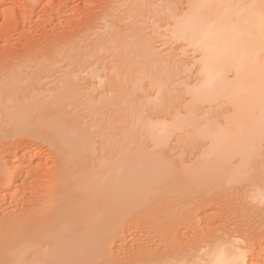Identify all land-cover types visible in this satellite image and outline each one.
<instances>
[{"label":"bare ground","instance_id":"6f19581e","mask_svg":"<svg viewBox=\"0 0 264 264\" xmlns=\"http://www.w3.org/2000/svg\"><path fill=\"white\" fill-rule=\"evenodd\" d=\"M155 1L157 0H135L132 5L126 2L131 6L130 8L129 5L123 4L127 6L128 13L123 10L125 7L121 6V0L120 6L117 3V7L115 5L113 8L115 13L111 14L120 18L119 21L112 17L103 29L91 25L92 36L90 37L89 33V38L82 39L83 41L71 40L60 46L61 41L57 36L58 38L50 42V45L47 44L45 49H29L22 53H17L16 50L0 58V64L12 63L14 67L11 74L0 72V131L5 138L31 135L37 139H45V142L48 140V143L58 150L59 161L53 168H46L42 163L34 166L35 155L30 156L20 149L8 153L10 157L6 159L5 166L13 171L4 178L1 175L5 167H0V181L5 183L4 187L3 184L0 185L5 188L3 192L0 190V264H257L261 258L263 252H256L253 245H250V248L247 246L245 227L240 225L231 228L226 226L227 224L215 227V223L219 222L209 219L211 215H208L207 206L212 200L220 203L223 201V195L233 190L245 204L264 212V0H187L188 9L184 14L181 12L183 15L178 14L179 6L176 1L177 6L175 7V3L174 7L172 6L176 8L175 12L172 11L171 5L169 7V4H166V10L171 8V17H175L176 12V17H180H175V22V19H172V25L170 23L173 29V32L170 31L172 35L169 34L171 39L179 44L181 41L187 46H192L199 55L196 62L201 65L197 68L201 71L198 72L199 75H202L201 81H198L200 84L198 83L197 87L193 83V90L190 89L188 81L183 80L181 83L185 92L180 86L181 83L176 85L180 81H176L182 80L181 77L178 79L179 74L182 75L189 65L184 64L186 67L182 66V71L183 63L177 66L179 63L175 64L177 59L174 58L178 56H173L172 52H167L168 56H165L167 60L172 57L176 66L173 67L172 58L170 64V60H165L169 64L167 65V62H164V54H160L164 59L157 54V37L163 35L153 34L155 39L151 33H144L145 27H142L149 20V13H152L151 18L156 17V21L152 20V23L164 21L162 15L166 14L161 10H165V5L163 9L158 10L160 17L157 11V14H154L155 9L152 10L155 4L158 5ZM119 7L124 11L123 14L126 12L129 15L117 12ZM148 10L150 12L146 16ZM122 15L124 17L121 19ZM126 15L131 22L128 21L127 27L124 28L120 23L127 20ZM144 15L148 17L147 20H143ZM154 39L157 41L154 42ZM111 50L112 58L109 56L110 58L105 59L104 55H101L102 52L108 54ZM123 54L125 57L129 55V61L123 60ZM182 57L181 54L180 60L178 57L180 63L183 61ZM101 60L102 63L105 60L109 63L106 61L102 64ZM64 61L68 69L73 68L69 74L73 71L81 73L82 76L81 71L84 74L86 69L89 73L90 69V78H84V82H87L84 84L89 87H102L101 83L107 80L106 87L103 86L106 90L101 89L105 92H102L101 96L95 95L98 90L91 87L87 92L86 85L82 83L84 86L81 87V83L79 85L72 79V74L66 73L52 89L53 95H47L49 97L45 96L43 100L44 95L41 92L47 90L38 87L41 80L38 78L39 71L40 74L45 71L52 72ZM153 61L158 62V67ZM161 62H164L165 67ZM98 63L106 68L113 66H109L112 73L105 70L109 77H100L97 69L100 66L95 67ZM154 65L158 70L162 67L158 73L160 78L158 75L157 79L154 77L155 71L157 72L153 69ZM190 66L193 68L194 65ZM92 78L101 81L98 80V84L92 83V86L88 81ZM81 80L80 78V82ZM170 82L174 83V86ZM184 83L188 84L187 89L183 86ZM130 84L135 87L134 98L138 100L140 97V105L144 103L145 100H142L145 98L146 103L149 101L145 103L149 107H145L153 111L151 113L154 118H151V113L146 111L144 106L137 108L133 97V100L131 97L128 100V95L133 94L131 88H134ZM150 85H153L151 88L154 87L152 90L157 87V93H151ZM168 85L177 91L170 87L168 90ZM126 86L131 87L127 92ZM123 87L126 94L123 93ZM144 88H148L147 91ZM171 89L174 90V95H179L181 90L182 98L185 93V97H190L191 100L184 98V103L185 101L180 100V95L176 100L172 99L173 95H168L171 94ZM35 90L38 95L41 94L40 98L33 93ZM149 91L151 100L148 94V98L145 95ZM153 93L157 94L155 98L152 97ZM136 94H141L143 99ZM174 101L178 102L179 107L174 104L177 109L173 113ZM188 101L190 105L187 104ZM182 103L188 107L192 106L191 110ZM207 103L210 105L207 106L208 110L211 111V107L214 110L212 113L207 109L206 112L203 110L208 115L201 111ZM72 105L75 110L70 112L68 108L71 109ZM182 106L190 110L184 111V116L189 114L185 120H182L184 118L181 117L184 116L179 114V110L182 113ZM195 109L197 112L200 110L202 114H197ZM77 110L81 112L75 114ZM167 110L174 114H167L171 124L168 122V116L165 117L166 121L162 120L164 111ZM175 112L176 115L178 113L177 117L180 116L176 118L179 120L177 122ZM194 114L205 116V119L215 115L213 117H217V120L211 117L213 124L209 120L207 124H211L206 126L207 121L202 123L204 118L199 116L198 119ZM156 116L160 121H157ZM133 120L135 126H132ZM195 123L199 131L195 129ZM131 127L143 130L146 134L139 131L141 138L136 133L139 137L134 139L136 134L133 132L136 130ZM178 129H183L185 134L182 135ZM176 131L181 135H175ZM144 134L147 136L144 140H148V148L145 141L141 140L145 138L142 137ZM198 138L206 144L207 148L200 144L205 147L204 153L200 150V145H195L197 141L202 143ZM130 139H133V146L132 142H127ZM184 139L186 141H183ZM205 139L209 143H206ZM177 141L186 144H177ZM171 143H174V148ZM136 144L143 146L139 149ZM175 144L183 146L178 147ZM170 146L172 150L176 147L180 149L181 155L178 154L181 158L177 157L178 154L173 156L169 153ZM143 147H146V150H141ZM193 148L194 151H201L195 152L199 159L197 157L193 162L188 158L186 163H183L185 159L182 163L177 161L186 156V149L188 153ZM140 150L144 151L143 154ZM194 151L187 155L193 154ZM199 153H203L201 158ZM28 188L33 190L31 194L34 197L30 199L32 202L27 197L22 200L19 198L21 193L26 194ZM9 200L17 206L13 208L10 203L12 208L6 207ZM190 207L204 213L203 217L207 221L205 223H208L205 235L193 237L194 239L187 238L186 232L189 230L186 225H183L184 231L181 232L182 225L177 223L183 210L186 211L182 216L190 214ZM157 212L161 213L162 218L153 223V214ZM141 223L150 226L152 230L154 228L153 231L163 240L159 243L169 241L166 246L168 250L164 247L166 251L160 252L162 247H156L160 248L159 252L155 249L157 253L153 255L155 251L151 252L143 246H138L135 229ZM156 233L154 232L155 235ZM131 241L134 242V248H129Z\"/></svg>","mask_w":264,"mask_h":264},{"label":"rangeland","instance_id":"374dc122","mask_svg":"<svg viewBox=\"0 0 264 264\" xmlns=\"http://www.w3.org/2000/svg\"><path fill=\"white\" fill-rule=\"evenodd\" d=\"M88 1V2H87ZM118 2H116V0H0V58H3V57H5L7 54H10V53H14V52H16V50H17V53H22L23 51H26V50H31V49H39V48H43V49H45L44 47L46 46V47H48L47 46V44H49L50 45V42H52V41H54L55 40V38L57 39L58 37V40H60L61 42H60V46H64V43L65 42H67V41H73V42H79V41H83L84 39H86V38H89L88 36L90 35V37L92 36V33H93V31H92V27H91V25H97L98 26V28H104L103 26H105V25H107L106 23H108L109 21L108 20H112V17H114V20L115 21H119V19L118 18H115V15L114 16H111V14H113V13H115L114 12V9L113 8H115V5H116V7H117V5L119 4V3H121V0H117ZM120 1V2H119ZM125 1V2H124ZM130 1V0H129ZM128 0H122V4H121V6L124 4V5H129V4H131L132 5V3H133V1H135V0H131L130 2H129ZM147 1H150V0H147ZM167 2H165V0H157V1H155V3L157 2V4L158 5H156L155 4V7H153V9H152V7H151V9L152 10H154V14H157L156 13V11L158 12V10L160 9L161 10V8L163 9V6L165 7V10L163 11V10H161L162 12H164V14H166V16L165 15H162V17H164V21L163 22H161V21H158V22H155V24H154V22L152 23V20L153 21H156V17H154L153 16V18H151V15H152V13H149L150 11L148 10L147 11V13H146V16H148L147 14L149 13L150 14V16H148L149 17V20L148 21H146V25L144 26H142L144 29V33H146V34H149L150 35V33L152 34V36H154L153 34H160V35H163V37L162 36H158L157 37V40H158V42L156 43V45H157V49H158V51H159V53H157V54H159V56H161V55H163L164 54V56L165 55H167V52H168V54H169V52H170V54H171V52H172V55L174 56V54L176 55V56H178L179 57V60H180V54H181V57H182V55H183V57H182V62L180 63L179 61H178V57H175L174 59L176 60L177 59V61H173V58L172 57H170L171 55H169V57L170 58H172V63L174 62L175 64H178L177 66H180V64H182L183 63V65H181V67L183 66L184 68L186 67V66H184V64L185 65H189V66H187L186 67V70L182 73V75L184 76V75H186V76H182L181 75V73L179 74V78L178 79H181L182 78V80H177L176 82H178V81H180V82H178L176 85H178V84H180L183 80L185 81V80H187L188 81V83H189V86L191 87V85L193 86V83H194V85H196L197 87L199 86V80L201 81V78H200V76H202L201 74L199 75V71H200V69H197L199 66L201 67V65L200 64H197L198 62H196V61H198V57H199V55H198V53H196L195 51H194V49L192 48V46H187V44L186 43H184V42H181L180 41V44L177 42V41H175L174 39L172 40L171 39V37L172 36H170V35H172L171 34V32H173V29L171 28V25L173 24V21H172V19H175V17L177 16L178 17V15H177V12H178V14H182L181 12H183V14L186 12V9H188L187 8V5L189 4V2L187 1V0H170V2L168 1V0H166ZM172 1V2H171ZM175 1L177 2V4H178V6H179V8H178V11L176 12V16L175 17H171L170 15H171V13H170V11H169V9H171L172 8V6L174 7V5L176 4L175 3ZM192 1V0H191ZM93 2V3H92ZM115 2V3H114ZM126 2H129V4H127ZM161 2H162V4H161ZM87 3V4H86ZM118 3V4H117ZM160 3V4H159ZM173 3H175V4H173ZM85 4V5H84ZM166 4H169V7H170V5H171V8H167L168 10H166V7L168 6H166ZM177 4L175 5V7L177 6ZM123 5V6H124ZM162 5V6H161ZM85 6H87V7H85ZM107 6V7H106ZM114 6V7H113ZM119 6H120V4H119ZM126 6V7H127ZM130 6V5H129ZM156 6H159V7H156ZM92 7V8H91ZM111 7H112V9H111ZM125 7V6H124ZM126 7L125 8H123V10L125 9L126 10V12H128V9H126ZM121 7H119V11L117 10V12H120V13H122L123 14V12L125 11H123L122 9H120ZM130 8H131V6H130ZM87 9H89V11L87 10ZM110 9H111V11H110ZM150 9V10H151ZM157 9V10H156ZM180 9V10H179ZM77 10V11H76ZM174 10V12H175V10H176V8L174 9V8H172V11ZM183 10H185V11H183ZM85 11H87V12H89V13H87L86 12V14H85ZM109 11V12H108ZM113 11V12H112ZM165 11L167 12V13H165ZM110 12H112V13H110ZM125 12V13H126ZM174 12H172V13H174ZM77 13V14H76ZM119 13V15H121ZM124 13V14H125ZM129 13V12H128ZM89 14H91V15H89ZM123 14V15H124ZM127 14V13H126ZM163 14V13H162ZM169 14V15H168ZM182 14V15H183ZM122 15V17H121V19L124 17ZM127 15H129V14H127ZM127 15H126V18L125 19H127ZM158 15H160V11L158 12ZM173 15V14H172ZM88 16V17H87ZM145 16V15H144ZM146 16H145V19L143 18V20H147L148 19V17L146 18ZM174 16V15H173ZM181 16V15H180ZM117 17V16H116ZM118 17H120V16H118ZM129 17V16H128ZM160 17H161V15H160ZM176 17V18H177ZM89 18H90V20H89ZM93 18V19H92ZM151 18V19H150ZM180 18V17H179ZM179 18H177V19H179ZM162 20H163V18H161ZM177 19H175L174 20V22L177 20ZM124 20V19H123ZM142 20V21H143ZM159 20V19H158ZM108 21V22H107ZM121 21V20H120ZM127 21V22H126ZM126 21H121V23H120V26L121 27H123V26H125L124 28H126L127 27V25H128V23L129 22H131V20L130 19H127ZM129 21V22H128ZM150 21H151V23H150ZM166 21H167V23H166ZM91 22V23H90ZM143 22H145V21H143ZM149 22V23H148ZM79 23V24H78ZM82 23V24H81ZM85 23V24H84ZM147 23H148V26H147ZM158 23V24H157ZM160 23H163L162 25L160 24ZM170 23H171V25H170ZM145 24V23H144ZM165 24L167 25V26H165ZM76 25V26H75ZM83 25V26H82ZM153 25V26H152ZM155 25V26H154ZM158 25H160L161 27H159ZM169 25H170V27H169ZM89 26V28H87ZM146 26H147V30L149 29V31H147L146 30ZM150 26V27H149ZM149 27V28H148ZM169 27V28H168ZM75 28V29H74ZM91 29V30H90ZM158 29V30H157ZM76 30V31H75ZM146 31V32H145ZM171 31V32H170ZM92 32V33H91ZM161 32V33H160ZM90 33V34H89ZM89 34V35H88ZM146 34H145V36H146ZM170 34V35H169ZM58 36V37H57ZM152 36H151V38H152ZM156 36H154V38H155ZM160 37H162V39L160 38ZM83 39V40H82ZM156 39V38H155ZM154 39V42L155 41H157V40H155ZM160 39V40H159ZM129 42V41H128ZM160 42V43H159ZM163 42V43H162ZM68 43V42H67ZM63 44V45H62ZM173 44V45H172ZM58 45V44H57ZM156 45L154 44V46L156 47ZM43 46V47H42ZM172 46V47H171ZM185 47V48H184ZM156 49V48H155ZM157 49H156V51H157ZM160 49V50H159ZM12 50H13V52H12ZM15 50V51H14ZM157 51V52H158ZM179 53H177V52ZM128 52H130V51H128ZM160 52H162V53H160ZM184 52V53H183ZM195 52V53H194ZM104 53V54H103ZM107 53V52H106ZM112 50H111V52H109L108 54H105V52H102V54L101 55H104V57H105V59H106V57H108V58H110L109 56H111V58H112ZM114 53V52H113ZM124 53H125V51H124ZM127 53V52H126ZM125 53V54H126ZM131 53H133V52H131ZM128 54H130V53H128ZM161 54V55H160ZM3 55V56H2ZM100 55V56H101ZM197 55V56H196ZM100 56H99V58H100ZM113 56H114V54H113ZM123 56H124V54H123ZM129 56V55H128ZM128 56H124L125 58L123 59V60H126V61H129V60H127V57ZM130 56H131V54H130ZM157 56V55H156ZM164 56H161V58H163L164 59ZM168 56V55H167ZM101 57H103V56H101ZM134 57V56H133ZM158 57V56H157ZM156 57V58H157ZM159 59H160V57H158ZM170 58L168 59V60H170ZM187 58V59H186ZM197 58V59H196ZM121 59V58H120ZM128 59H130V58H128ZM134 59V58H133ZM103 60V59H102ZM102 60H101V62L100 63H102ZM122 60V61H123ZM162 60V59H161ZM165 60H167V58H166V56H165V59H164V62L166 63L167 61H165ZM95 61V60H94ZM107 60H105L104 62H106ZM111 61H113V59L111 60ZM115 61V60H114ZM121 61V60H120ZM133 60H130V62H132ZM160 61V60H159ZM163 61V60H162ZM103 62V63H104ZM108 62V61H107ZM154 63H156V67H158L157 66V61L155 62V61H153ZM164 62H161L162 64L164 63ZM176 62H178V63H176ZM185 62V63H184ZM194 62H196V66H195V63ZM100 63H98L95 67H101L102 69H100V67L99 68H97V69H99V75H100V77H105L107 74H108V72L110 73H112V71H111V69H110V67L109 66H111V67H113L112 65H109V66H107V68L103 65V67L100 65ZM102 63V64H103ZM109 63V62H108ZM171 63V60L169 61V64ZM174 63H173V67L174 66H176V65H174ZM187 63V64H186ZM65 64H66V61H64V63H62L60 66H61V68H60V66H58L57 68H56V70L54 69L52 72H47V71H45V72H47V73H45V72H42V74H40V71H39V75L40 76H38V78H39V80H40V82H39V85H38V87L40 88V89H45V90H47L45 93L44 92H41V94L42 95H44L43 96V100H44V98H45V96H47V95H51L52 94V89H54L56 86H57V83H58V81H59V79H60V77H63V75H66V73H70V70L72 69L73 70V68H71V69H68V67L67 66H65ZM106 65H107V63H105ZM112 64V63H111ZM162 64H160V66H162ZM168 64V62H167V65H169ZM192 64V66H193V68L190 66ZM159 65V64H158ZM172 65V64H171ZM163 66H164V64H163ZM67 67V68H66ZM105 67V68H104ZM109 67V68H108ZM165 67V66H164ZM172 67V68H173ZM181 68V70L182 69H184V68ZM188 67H191V69L190 68H188ZM2 68H4V69H2ZM167 68V67H166ZM172 68H171V70H172ZM62 69V70H61ZM65 69V70H64ZM89 69V68H88ZM108 69H110V71L108 70ZM112 69H114V68H112ZM154 70L156 69L155 68V65H154V68H153ZM160 69V68H159ZM161 69H162V67H161ZM160 69V70H161ZM190 69V70H189ZM106 70V71H108V72H106L105 71V73H104V71ZM153 70V71H154ZM157 70V72L155 71V76L154 77H156V79H157V75L159 76V78H160V75L158 74L159 72H160V70H158V68L156 69ZM175 71H178V70H180L179 68H178V70H176V69H174ZM11 71H14V67H13V64L12 63H1L0 64V72H1V74H3V73H7V74H11L12 72ZM103 71V72H102ZM121 71H123V70H121ZM124 71H126V70H124ZM169 71V70H168ZM174 71V72H175ZM183 71V70H182ZM9 72V73H8ZM82 72V76H81V73L80 74H78V73H75V72H73L72 71V79H74L76 82H78V84L80 85V83H81V87H83L84 85H86L87 84V82H86V84H84L85 82H84V78H88V76H89V74H90V69H89V73H88V70L86 71V69H85V73L83 74V71H81ZM102 72V73H101ZM180 71H178V73H179ZM187 72V73H186ZM45 75H44V74ZM68 73V75H71V74H69ZM104 73V74H103ZM177 73V72H176ZM175 73V75H176V77H178L177 76V74ZM200 73H201V71H200ZM78 74V75H77ZM105 75V76H104ZM112 75V74H111ZM181 75V76H180ZM43 76V77H42ZM75 76V78H73ZM108 77H109V75H107ZM23 77V76H22ZM54 77V78H53ZM68 77H70V76H68ZM108 77H106V78H108ZM181 77V78H180ZM199 77V78H198ZM71 78V77H70ZM80 78L83 80H81V82H80ZM89 78H90V76H89ZM105 78V79H106ZM184 78H186V79H184ZM155 79V78H154ZM198 79V80H197ZM85 80H88V79H85ZM91 80V79H90ZM90 80H88L89 81V84H91L92 86H93V84L92 83H96L98 80H100V79H96V80H94L93 78H92V80H91V82H90ZM174 80H176V78L174 77ZM56 81V82H55ZM71 81H73V80H71ZM101 81V80H100ZM100 81H99V83H100ZM183 81V82H184ZM55 82V83H54ZM60 82V81H59ZM106 82H107V80H104V82L103 83H101V86L102 87H100L99 85L97 86V85H95V86H93V87H91L92 89H94L95 90V88H97V92H93V90H92V92L96 95V94H98V96H101V94H103L105 91H103L104 89L106 90V88H104L103 86H105L106 87ZM171 82H174V81H171ZM170 82V84L171 85H173L172 83ZM84 85H83V84ZM148 83H150V82H148ZM187 83V82H186ZM199 83V84H198ZM59 84V83H58ZM96 84H98V83H96ZM105 84V85H104ZM146 84V86H147V83H145ZM144 84V85H145ZM169 84V85H170ZM128 85V84H127ZM168 85V87H167V89L169 90V87L171 86H169ZM176 85H175V88H176ZM187 85L188 84H186L185 85V83L183 84V86L185 87V89H187L188 87H187ZM47 86V87H46ZM86 86H87V88H86ZM85 86V88H86V91L87 90H90V87L88 86V85H86ZM97 86V87H96ZM122 86V85H121ZM123 86H125V83H124V85ZM130 86H131V84H130ZM145 86V87H146ZM151 86H153V85H150V88H151ZM174 86V85H173ZM172 86V87H173ZM181 87H182V83H181V85H180ZM37 87V88H38ZM42 87V88H41ZM128 87V88H127ZM131 87H134L133 85L131 86ZM131 87H129V86H126V92H127V89H129V88H131ZM172 87H170V88H172ZM178 88H181V87H179V86H177ZM187 87V88H186ZM189 87V88H190ZM194 87V86H193ZM193 87H191L190 89H193ZM196 87V88H197ZM143 88V87H142ZM154 88V87H153ZM153 88H151L150 89V91H151V93L153 92V91H155V93H157V87L155 88L156 90H152ZM183 88V87H182ZM195 88V87H194ZM101 89H103V90H101ZM125 89H124V87H123V93H125L126 94V92H125ZM133 89V90H132ZM145 89V91H147L146 89H148V88H144ZM172 89H174V88H172ZM170 90L169 92L171 93V94H168V95H170L171 97H172V95H173V97L174 98H172V99H175L176 100V98H179V95H180V100L181 101H185V99L186 100H191L190 99V97H185L187 94H185L184 93V98H182V96H181V94H182V92H181V90H180V92H179V95H174L173 93H175V92H173L172 93V91H177V89H174V90ZM85 90V89H84ZM101 90V91H100ZM179 90V89H178ZM194 90V89H193ZM36 91L37 90H35V92H33V93H35V96H37L38 95V92L36 93ZM49 91V92H48ZM131 91H132V93L133 94H129L128 95V93H127V95H128V97H129V99L128 100H130V97L132 98H134V94H135V92H133V91H135V87L134 88H131ZM150 91H149V93H146L145 95H146V97H147V94H148V96H149V94H150ZM183 91L185 92V90H184V88H183ZM88 92V91H87ZM90 92V91H89ZM101 92V93H100ZM103 92V93H102ZM140 92V91H139ZM143 92V91H142ZM167 92L168 91H166V94H167ZM131 93V92H130ZM141 93V92H140ZM188 93H190L191 94V92L188 90ZM40 94V95H41ZM85 94H87V93H85ZM92 94V93H91ZM107 93H105V95H106ZM141 94H143V93H141ZM139 95V94H136V96H141V98L143 99V96H144V94H143V96L142 95ZM40 95H38V98H40ZM53 95V94H52ZM93 95V94H92ZM95 95H93V96H95ZM127 95H125V96H127ZM151 95V94H150ZM157 94H154L153 93V96L152 97H154L155 98V96H156ZM183 95V94H182ZM189 95V94H188ZM31 96H32V94H31ZM49 96H47V97H49ZM98 96H96V97H98ZM125 96H124V98H125ZM170 96L168 97V99L170 98ZM176 96V97H175ZM191 96V95H190ZM145 97V96H144ZM42 98V97H41ZM133 98L131 99V100H133ZM138 98V97H137ZM140 98V97H139ZM138 98V100H140ZM148 98V97H147ZM149 98H150V96H149ZM141 99V100H142ZM171 99V101H173ZM183 99V100H182ZM48 100V99H47ZM136 98H134V101L135 102H137V104L135 105V103H134V105L135 106H137V108H138V106H142V108H144L145 106L146 107H149V106H147L146 104L149 102L148 100H147V103L145 102L146 101V98L145 99H143L142 101H144V103L142 104V105H140L142 102H140V101H138ZM150 100H151V98H150ZM168 101H170V100H168ZM170 101V102H171ZM177 101H179L178 99H177ZM181 101H180V104H181ZM132 102V101H131ZM140 104H139V103ZM146 103V104H145ZM169 103V102H168ZM184 103H186V101L184 102ZM184 103H182V104H184ZM190 102L188 101V103L187 104H189ZM145 104V105H144ZM172 104V103H171ZM177 106V107H179L177 104H178V102L176 103V101H174L173 102V106L174 107H172V108H174L172 111H173V113H174V111L177 109V107H175V105ZM69 105V104H68ZM68 105H66V107H69L70 108V106H68ZM149 105V104H148ZM190 105V104H189ZM144 106V107H143ZM169 106L171 107L172 105H170L169 104ZM181 106V105H180ZM184 106H185V104H184ZM187 107H188V105H186ZM185 106V107H186ZM200 106V105H199ZM210 106L208 103H207V105H205L204 104V109H202L201 111L203 112V110L206 112V110L205 109H207V111H209L208 110V107ZM73 107V108H72ZM72 107H71V109H69L68 108V110L71 112V110L73 109V110H75V108H74V106L72 105ZM145 107V109H146V111H148V112H152L153 113V111H150V110H147V109H149V108H146ZM152 106H150V109H152L151 108ZM169 107V108H170ZM185 107H183L182 106V108L183 109H181V112L183 113V115H182V113H180V110H179V114H181V116H184V111L186 112V110H188V108H190V110H191V107L192 106H190V107H188L187 109H184ZM198 107V106H197ZM196 107V108H197ZM201 107H202V104H201ZM203 108V107H202ZM76 109H77V107H76ZM136 109V108H135ZM180 109V108H179ZM197 109H199V108H197ZM67 110V112H69ZM137 110V109H136ZM136 110H134V112L136 111ZM153 110V109H152ZM190 110H188V111H190ZM211 111H209L210 113H212L214 110L212 109V107H211V109H210ZM195 111H196V109H195ZM200 111V110H199ZM199 111L197 112L196 111V113L197 114H202L201 113V111H200V113H199ZM74 112V111H73ZM73 112H72V114H73ZM79 112H81V110L79 111ZM79 112H78V110L77 111H75V114H79ZM133 112V111H132ZM131 112V114L130 115H132L133 113ZM155 112V111H154ZM159 112V111H158ZM163 112V111H162ZM165 113V115H161L162 113H161V111H160V115L162 116V117H164L162 120L164 121H166V119H165V117L166 116H168L167 114H173V113H170V112H168V110L167 111H164ZM167 112V113H166ZM177 112V111H176ZM176 112H175V115H176ZM151 113V114H152ZM195 113V114H196ZM204 113V112H203ZM135 114H137V111H136V113ZM151 114H149L150 116H151V118H154V117H152L153 116V114L151 115ZM155 114H158L157 112H155ZM188 114V113H187ZM194 114V115H195ZM204 114H206V115H208L207 113H204ZM215 114H218V113H215ZM127 116H128V118L130 117L129 115H128V113L126 114ZM148 115V116H149ZM174 115V114H173ZM172 115V118L174 119V116ZM177 115H178V113H177ZM177 115H176V117H175V119L176 118H180V116H178L177 117ZM136 116V115H135ZM159 116V115H158ZM158 116H156V119H158L159 117ZM187 116H189V114L188 115H185L184 117H181V119L182 118H184V119H182V120H185L186 118H187ZM196 116V118H198L199 116L201 117V118H204V120L205 121H201L202 123H204V122H206V126L207 125H210V124H207L208 123V121L209 120H211V122H212V124H213V121H212V119H214V117L213 116H215V115H213V116H211L212 117V119H210L211 117H209V116H207V120L205 119V116H201V115H195ZM158 117V118H157ZM186 117V118H185ZM200 117L198 118V119H200ZM132 118H133V116H132ZM131 118V119H132ZM149 118V117H148ZM150 118V119H151ZM169 118H170V116H168V120H169ZM189 118V117H188ZM194 119V120H196L197 121V119ZM134 119V118H133ZM172 119V120H173ZM180 119V120H181ZM129 120H130V118H129ZM152 120V119H151ZM154 120V119H153ZM167 120V121H168ZM171 120V119H170ZM170 120L168 121L170 124H171V122H170ZM201 120H203V119H201ZM215 121L217 120V117H215V119H214ZM134 121V120H133ZM132 121V122H133ZM157 121H160V119H158ZM157 121L155 122V123H157ZM176 122L177 121H179L178 119H176L175 120ZM152 122H154V121H152ZM162 122V121H161ZM174 122V121H173ZM130 123V122H129ZM163 124H165L164 122H162ZM199 123L200 122H198V124L197 125H199ZM201 123V124H202ZM133 124L134 125H132V126H135V121L133 122ZM168 124V123H167ZM169 124V125H170ZM215 124V123H214ZM131 125V124H130ZM205 125V124H204ZM204 125H202V127H205ZM201 126V125H200ZM187 127V126H186ZM195 127H196V123H195ZM202 127H200V128H202ZM132 129L134 128V127H131ZM136 128V127H135ZM134 128V130H136L135 132H133V134H136V133H138V135L139 134H141V133H139V131H141V130H137V129H135ZM138 128V127H137ZM188 128V127H187ZM189 128H191L190 126H189ZM185 130V132H186V128H184ZM195 129H197V131H199V129H198V126L195 128ZM181 129H178V131L179 132H182V130L180 131ZM189 130V129H188ZM190 130H192V129H190ZM203 130V129H202ZM138 131V132H137ZM143 131V130H142ZM141 131V132H142ZM178 131H176V133H179ZM144 132V131H143ZM142 132V133H143ZM185 132H182L181 134L183 135V134H185ZM192 132V131H191ZM0 133H2V131H0ZM145 133V132H144ZM175 133V135H181L180 133L179 134H176ZM132 134V133H131ZM146 134V133H145ZM145 134L142 136V137H145V138H143V139H141V140H144V139H146V137L147 136H145ZM186 134H188V132L186 133ZM137 134L136 135H130V136H133L134 137V139H135V137H137L138 136ZM142 135V134H141ZM140 136V135H139ZM138 136V137H139ZM185 136V135H184ZM184 136H183V138H184ZM187 136V135H186ZM189 136V135H188ZM4 136H3V133H2V136H1V134H0V167L2 166V167H5L4 169L5 170H2V171H4V172H2L3 173V175H1L2 177H6L8 174H10L13 170H12V168L10 169V168H8V169H6V167L7 166H5L6 165V159L8 160V158L10 157V155L8 154V153H10V152H14L15 150H17V149H20V151L21 152H23V153H27V154H29L30 156L31 155H35V158H34V163H33V165L34 166H36V165H38L39 163H42L46 168H53L55 165H56V163H58L59 161H58V157H57V153H58V150H55L54 149V147L52 146V145H50L48 142V140H47V142H45L46 140L45 139H43V140H45V141H43L42 139H37V137H34V136H31V135H24V136H17V137H9V138H3ZM178 137V136H177ZM176 137V138H177ZM180 138H182L181 136H179ZM124 138V137H123ZM130 138V137H129ZM139 138H141V136L139 137ZM150 138V137H149ZM174 137H172V139H173ZM180 138H178V139H180ZM19 139V140H18ZM148 139V138H147ZM151 139V138H150ZM178 139H176V140H178ZM186 139V138H185ZM183 140V141H186V140ZM204 139V138H203ZM136 140H138V139H136ZM140 140V143L142 144V141ZM174 140V139H173ZM175 140V141H176ZM181 140V139H180ZM189 140V139H188ZM198 140H201L200 138H198ZM206 140V139H205ZM26 141V142H25ZM28 141V142H27ZM132 141H133V139H132ZM131 141V139L130 140H128L127 142L128 143H130V142H132ZM145 141V140H144ZM147 142H148V140H146ZM146 141H145V146H147V143H146ZM152 140H150V142H151ZM172 141V140H171ZM175 141H172V142H175ZM183 141H180L181 143H183V144H186V143H184ZM203 141L204 140H201L200 142H202V143H199V141H194L193 140V142H195V143H197V144H195V145H200V144H202L203 146H205L206 147V144L204 143L203 144ZM126 142V144H128ZM138 142V141H137ZM150 142H149V144H150ZM180 142H178L177 141V144L178 143H180ZM189 141H187V143H188ZM193 142H190V143H193ZM136 143V142H135ZM139 143V142H138ZM189 143V144H190ZM206 143H209V141L208 140H206ZM131 144V143H130ZM144 144V143H143ZM172 144V147L174 146V143H171ZM177 144H175V145H177ZM183 144H180V146L179 145H177L178 147H182L183 146ZM189 144H187V145H189ZM134 145V143L132 142V146ZM140 145V144H139ZM138 144H136V146H139ZM152 145V144H151ZM195 145H193V147L195 146ZM202 145H200L202 148L200 149L201 151L203 150V148H205V147H203ZM127 146H129V144L127 145ZM143 145H141V146H139V149H140V147H142ZM199 146V147H200ZM207 146L209 147V144H207ZM135 147V146H134ZM172 147L170 146V149L172 150ZM178 147H176V148H178ZM186 147H188V146H186ZM189 147H190V145H189ZM188 147V148H189ZM192 147V146H191ZM195 147H197V146H195ZM127 148V147H126ZM147 148H148V146H147ZM152 148V146L151 147H149V149H151ZM174 148V147H173ZM175 148V150H172V152H171V150H169V153L171 154V155H173V156H176L178 153L180 154V149L178 148V149H176ZM187 148V149H188ZM207 148V147H206ZM114 150H115V148H113ZM146 150V147H145V149H144V147L143 148H141V150ZM185 149V148H184ZM184 149H182V151L184 150ZM186 149V150H187ZM190 149V148H189ZM192 149V148H191ZM109 150H111V149H109ZM108 150V151H109ZM140 150V151H141ZM177 150V151H176ZM185 150V152H186V156H184V157H182V159H179V160H177V159H175V160H177V161H179V162H181L182 163V161H183V159H185L184 161H183V163H186L187 161L186 160H188V158H189V160L191 161H193V160H195L197 157H198V159H199V155H197V157H196V153L195 152H199L200 150L199 149H197V150H199V151H194V148H193V150H189L190 152L191 151H194L193 152V154L191 153L190 155H187L188 153H190V152H188L187 153V151ZM107 151V152H108ZM200 151V152H201ZM204 151L205 150H203V153H204ZM7 152V153H6ZM109 152H111V151H109ZM109 152H108V154H109ZM142 152V151H141ZM144 152V151H143ZM143 152L141 153V154H143ZM185 152H183V153H185ZM104 153V152H103ZM111 153H114V152H111ZM203 153H199L200 154V158H201V155L203 154ZM115 154V153H114ZM177 155V157L179 156L180 157V155ZM170 155V156H171ZM185 155V154H184ZM112 156V155H111ZM172 156V157H173ZM183 156V155H182ZM178 157V158H179ZM203 157V156H202ZM176 158V157H175ZM181 158V157H180ZM188 160V161H189ZM197 160V159H196ZM194 162V161H193ZM3 163H5V164H3ZM0 182H2V181H0ZM1 184H3L2 186L4 187L5 185V183L4 182H2V183H0V185ZM3 187H1L0 186V190H2V192H3V190L5 189V188H3ZM3 188V189H2ZM31 190H32V188L30 189V188H28L27 189V191H26V194L24 193H21L20 195H19V198L22 200V199H26V197H27V199L28 200H32V198L34 197L32 194H31ZM33 191V190H32ZM234 192L235 191H233V190H230L229 192H227L226 194H224L223 196H224V198H223V201H221L220 203H218V201L216 202L215 200H212V202L211 203H209L208 204V215H211V217L209 218L210 220L211 219H216V221L217 222H219V223H215L216 225H215V227H218V226H222V225H226V226H231V228H234V227H240V225H241V227H245V229H246V232L247 233H245V236H246V240H247V246L250 248V245H253V247H255V250H256V252H263L262 254H261V258L258 260V262H257V264H264V212H262L261 210H258V209H256L255 207H253V206H251L250 204H245L244 202H243V199L240 197V196H238V195H235L234 194ZM27 194H29V196L27 195ZM32 196H31V195ZM59 194H61V193H59ZM32 197V198H31ZM19 198H18V200H19ZM30 200V202H32ZM20 201V200H19ZM43 202V200L41 199V203ZM12 204V202L9 200V202H8V204L6 205V207H11V204ZM215 203V204H214ZM10 205V206H9ZM15 205H16V203L14 204H12V207L13 208H15ZM17 206V205H16ZM11 207V208H12ZM186 211V210H185ZM185 211L183 210L182 211V213H181V217H179V219L177 220V223L181 226L180 227V229H181V232H183L184 231V229L182 228L183 227V225H186L187 227H188V229L187 230H189V232L187 231L186 232V234H187V238H189V239H194V238H196V237H199V236H203V235H205V229H206V225H208V223L206 224L205 222H207L205 219H204V213H200V211H198V210H195V208H193V207H190V214H188V215H184V216H182V214L183 213H185ZM236 213H238V214H236ZM157 215V216H156ZM155 217V218H154ZM214 217H216V218H214ZM218 217V218H217ZM162 218V216H161V213L160 212H157V213H155V214H153V223L154 222H157V221H159L160 219ZM202 218L204 219V220H202ZM199 219V220H198ZM219 219H220V221H219ZM202 221H204V222H202ZM188 223H190L189 224V226L187 225ZM203 223H205V225L203 224ZM191 225V226H190ZM204 225V226H203ZM251 226V227H250ZM224 227V226H223ZM136 234H135V238L137 239V245L138 246H143V248L145 249V250H148V251H151L152 252V250L153 251H155V253L153 252V255L154 254H156L157 252H159V249L162 247V249H160V252H163V251H166V250H168V248L166 247V246H168V243H169V241L167 242V241H164V243L166 242L167 243V245H166V243H165V245H163L162 244V242H160L159 243V241H163L161 238H160V236H158L157 234L158 233H156V231H153L154 230V228H153V230H152V228L150 227V226H148V225H145V224H143V223H141V224H139V225H137L136 226ZM226 230V229H225ZM154 232L156 233V235L154 234ZM157 236V237H156ZM194 237V238H193ZM161 240H160V239ZM141 241V242H140ZM144 243H143V242ZM131 242H133V241H131ZM131 242H130V244H131ZM140 243V244H139ZM130 244H129V248H134V242L131 244V246L132 247H130ZM161 244V245H160ZM136 245V246H137ZM158 245H160V246H158ZM156 247H160V248H157L156 249ZM166 248V250H165V248ZM157 250V252H156V250Z\"/></svg>","mask_w":264,"mask_h":264}]
</instances>
